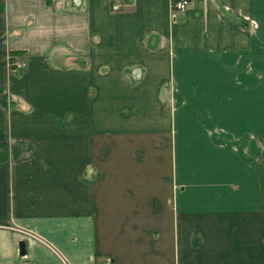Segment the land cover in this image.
<instances>
[{"label": "crops", "instance_id": "0c3cea01", "mask_svg": "<svg viewBox=\"0 0 264 264\" xmlns=\"http://www.w3.org/2000/svg\"><path fill=\"white\" fill-rule=\"evenodd\" d=\"M173 1L0 0V264H264V0Z\"/></svg>", "mask_w": 264, "mask_h": 264}, {"label": "built area", "instance_id": "2783aa9c", "mask_svg": "<svg viewBox=\"0 0 264 264\" xmlns=\"http://www.w3.org/2000/svg\"><path fill=\"white\" fill-rule=\"evenodd\" d=\"M189 4V0H174L172 3L173 10L181 11L184 10ZM118 6H113V9H117ZM9 64L14 69H19L23 71L26 68V62L22 59H19L17 55H11L9 59ZM104 264H111L109 260H107Z\"/></svg>", "mask_w": 264, "mask_h": 264}, {"label": "water", "instance_id": "95a60500", "mask_svg": "<svg viewBox=\"0 0 264 264\" xmlns=\"http://www.w3.org/2000/svg\"><path fill=\"white\" fill-rule=\"evenodd\" d=\"M222 10H223L225 13H227V12L224 10V8H222ZM228 16H229V18H231L233 21L237 22L238 24L246 25L245 22H244L243 20L238 19V18H236V17H234V16H232V15H229V14H228ZM24 252H25V244H24L23 241H20V242H19V254L22 255V254H24Z\"/></svg>", "mask_w": 264, "mask_h": 264}, {"label": "rangeland", "instance_id": "374dc122", "mask_svg": "<svg viewBox=\"0 0 264 264\" xmlns=\"http://www.w3.org/2000/svg\"><path fill=\"white\" fill-rule=\"evenodd\" d=\"M11 55H17L19 59L25 60V58L22 55H20V54H15V53L8 54V57H7L8 58V67L11 70V72H17V73L23 72V71H20L19 69H14L13 67L10 66L9 59H10Z\"/></svg>", "mask_w": 264, "mask_h": 264}]
</instances>
